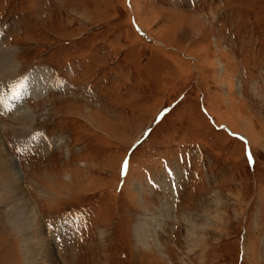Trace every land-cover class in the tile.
Listing matches in <instances>:
<instances>
[{
    "label": "rangeland",
    "instance_id": "obj_1",
    "mask_svg": "<svg viewBox=\"0 0 264 264\" xmlns=\"http://www.w3.org/2000/svg\"><path fill=\"white\" fill-rule=\"evenodd\" d=\"M3 47L0 141L48 261L264 264V0H0ZM8 207L0 264H28Z\"/></svg>",
    "mask_w": 264,
    "mask_h": 264
},
{
    "label": "bare ground",
    "instance_id": "obj_2",
    "mask_svg": "<svg viewBox=\"0 0 264 264\" xmlns=\"http://www.w3.org/2000/svg\"><path fill=\"white\" fill-rule=\"evenodd\" d=\"M11 54L10 51H7L5 49V47H3V49L0 51V68H3L4 70L8 71V73L13 69V67H15L16 64L15 61L11 58L10 56ZM0 77H3V75L0 74ZM23 86L28 87V89L31 92L36 91L35 86L30 81H27L26 84ZM24 92L25 91H23V93L21 92L20 95L22 97L20 98L25 97L26 92L25 93ZM0 201L9 205L8 211L10 217L16 214V218H15L16 221L14 220L13 222H15L16 226L20 228L23 232L22 247L27 263L43 264L44 261L46 264H56L54 260L49 259L48 261L44 257L45 254H50V251H47L46 253L45 249L38 248L37 244H35L34 242H32V240H30L28 230L30 224L33 222L35 211H33L31 205L28 202L29 200H27L25 195L23 194L22 188L20 186V178L18 176L16 168L13 164V161L9 157L8 153L3 148L1 141H0ZM23 212L27 213L26 219L29 218V221L22 219V215H24ZM149 220H147V222H141L142 225L138 227V232L142 239L146 238L148 229L149 230L153 229L156 225V222L161 221L160 218H154L152 223H149ZM190 234L194 236L193 232H190Z\"/></svg>",
    "mask_w": 264,
    "mask_h": 264
}]
</instances>
